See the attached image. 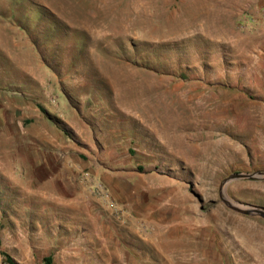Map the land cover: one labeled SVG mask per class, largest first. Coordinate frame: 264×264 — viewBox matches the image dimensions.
<instances>
[{"label": "rangeland", "instance_id": "obj_1", "mask_svg": "<svg viewBox=\"0 0 264 264\" xmlns=\"http://www.w3.org/2000/svg\"><path fill=\"white\" fill-rule=\"evenodd\" d=\"M254 171L264 0H0V264H264Z\"/></svg>", "mask_w": 264, "mask_h": 264}, {"label": "water", "instance_id": "obj_2", "mask_svg": "<svg viewBox=\"0 0 264 264\" xmlns=\"http://www.w3.org/2000/svg\"><path fill=\"white\" fill-rule=\"evenodd\" d=\"M256 179L264 178V171H254V172H234L225 177L220 183V197L221 200L231 209L250 215H260L264 217V206L244 204L238 201H234L228 197L225 192L226 184L231 180L236 179Z\"/></svg>", "mask_w": 264, "mask_h": 264}, {"label": "trees", "instance_id": "obj_3", "mask_svg": "<svg viewBox=\"0 0 264 264\" xmlns=\"http://www.w3.org/2000/svg\"><path fill=\"white\" fill-rule=\"evenodd\" d=\"M47 261H50L49 258H46Z\"/></svg>", "mask_w": 264, "mask_h": 264}, {"label": "bare ground", "instance_id": "obj_4", "mask_svg": "<svg viewBox=\"0 0 264 264\" xmlns=\"http://www.w3.org/2000/svg\"><path fill=\"white\" fill-rule=\"evenodd\" d=\"M134 86H135V84H134Z\"/></svg>", "mask_w": 264, "mask_h": 264}]
</instances>
